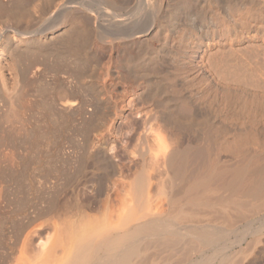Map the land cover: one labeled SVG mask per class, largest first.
I'll return each mask as SVG.
<instances>
[{"label":"bare ground","instance_id":"6f19581e","mask_svg":"<svg viewBox=\"0 0 264 264\" xmlns=\"http://www.w3.org/2000/svg\"><path fill=\"white\" fill-rule=\"evenodd\" d=\"M194 1L217 9L195 12ZM62 2L52 15L68 22L72 0ZM165 3L149 9L156 15ZM156 20L195 41L173 45L161 27L148 38L124 23L101 37L145 42L169 59H139L123 74L107 60L101 95L87 100L80 177L4 242L0 264H264V0H180ZM245 39L258 52L241 54ZM108 102L112 114L94 122ZM61 124L51 128L56 138ZM43 127L41 173L52 147Z\"/></svg>","mask_w":264,"mask_h":264},{"label":"rangeland","instance_id":"374dc122","mask_svg":"<svg viewBox=\"0 0 264 264\" xmlns=\"http://www.w3.org/2000/svg\"><path fill=\"white\" fill-rule=\"evenodd\" d=\"M119 1L121 8L117 10L111 8V11L114 10L111 12L109 0H79V2L72 0L70 10L74 12H72L73 16L68 22L60 20L57 22L55 18L57 14L53 9L61 0H0V205L2 204L0 209L3 211H0V256L2 258L7 249L4 242L9 241L8 238L17 233V229L24 225L27 217L41 213L44 208L51 206L56 195L68 188L66 185L72 186L80 177L83 164L82 141L86 135L87 100L90 95H101L102 77L107 71L106 63L110 59L115 60L116 71L123 74L139 59L141 61H150L153 60L152 58L158 61L159 59L161 61V58L169 59L166 53L150 54L151 50L148 47V49L143 48L146 47L145 42L141 43L143 46L139 43L123 44L121 38L118 41L116 39L114 44H109L102 38L116 29L123 31L125 29H121L123 26L131 27V31L142 28L149 38L153 37L151 35L161 27V37L172 38L170 41H173V45L182 43L187 45L195 41L194 36L187 37L182 29L172 35L170 26H159L156 20V16L172 10L174 3L180 0H165L163 10L156 15L149 9L156 0H148L147 6L143 5V0H140L142 4L139 0ZM193 3L195 12L199 11L200 7L205 11L217 9L213 4L207 6V3H203L204 5L198 7L195 1ZM81 8H84L83 11ZM75 9L77 10L74 11ZM104 10H107L106 13ZM108 10L111 13H108ZM96 12L100 15H95ZM198 13L194 15V22H200L203 17L200 18ZM125 23H128L127 26ZM22 31L28 35H24ZM78 32L79 39L76 37ZM71 33L76 34L73 37L74 40L76 38L75 41L71 39L73 36ZM68 39L72 42H68ZM137 39L141 41L144 36H138ZM253 42L245 39L243 42L245 49L243 45L236 46L244 49L241 54L252 56L258 52L257 42H254L256 48L252 45ZM262 44L264 46L263 42ZM217 46L209 47L206 55L218 51L217 48L220 46ZM2 75L5 76L3 80ZM123 83L125 84L124 81ZM124 84L121 86L123 87ZM122 87L119 92L123 90ZM69 103L75 104L69 106ZM94 105L97 106L96 103ZM101 108V112L99 111L94 117V122L104 114V116L111 115L114 111V102L103 104ZM57 121L63 126L61 138H56L55 132L51 129L54 123H58ZM41 127L46 129L45 141L52 144L50 151L48 150L45 155L46 162L49 160L47 165L45 164L47 170L44 169L42 172L45 177L39 168L37 162L39 154L35 147L37 146L35 139ZM39 180L48 183L44 185ZM1 257L0 260H3Z\"/></svg>","mask_w":264,"mask_h":264}]
</instances>
